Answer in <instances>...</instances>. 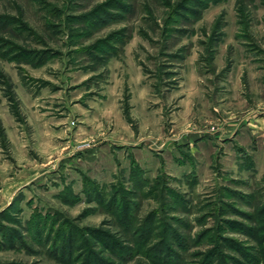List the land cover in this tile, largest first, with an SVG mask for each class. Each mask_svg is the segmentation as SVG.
<instances>
[{
  "label": "rangeland",
  "instance_id": "rangeland-1",
  "mask_svg": "<svg viewBox=\"0 0 264 264\" xmlns=\"http://www.w3.org/2000/svg\"><path fill=\"white\" fill-rule=\"evenodd\" d=\"M263 213L264 0H0V264H264Z\"/></svg>",
  "mask_w": 264,
  "mask_h": 264
},
{
  "label": "trees",
  "instance_id": "trees-1",
  "mask_svg": "<svg viewBox=\"0 0 264 264\" xmlns=\"http://www.w3.org/2000/svg\"><path fill=\"white\" fill-rule=\"evenodd\" d=\"M264 214V213H263ZM263 221V225H264V219L262 220ZM230 244L232 245V242L229 241ZM262 242L264 243V238L262 239ZM243 256H245V254H243ZM261 256H262V260H264V246L262 248V251H261ZM246 257V256H245ZM254 260V259H253Z\"/></svg>",
  "mask_w": 264,
  "mask_h": 264
}]
</instances>
